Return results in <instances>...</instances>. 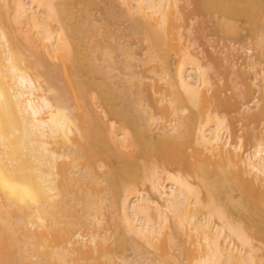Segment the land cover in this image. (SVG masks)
Listing matches in <instances>:
<instances>
[{"label": "bare ground", "instance_id": "6f19581e", "mask_svg": "<svg viewBox=\"0 0 264 264\" xmlns=\"http://www.w3.org/2000/svg\"><path fill=\"white\" fill-rule=\"evenodd\" d=\"M0 264H264V0H0Z\"/></svg>", "mask_w": 264, "mask_h": 264}, {"label": "rangeland", "instance_id": "374dc122", "mask_svg": "<svg viewBox=\"0 0 264 264\" xmlns=\"http://www.w3.org/2000/svg\"><path fill=\"white\" fill-rule=\"evenodd\" d=\"M93 14V18H95L98 23H106L108 24L109 21L107 20V18L102 15L100 13L99 10H93L92 12ZM204 21V19H203ZM207 21V19H205V22ZM191 28H190V31H188L186 28L184 29V33L186 34L185 36V39L189 42V44L191 45V48L195 49V51L197 49H200L204 54L206 55H209V56H212L214 57L216 60H217V65H218V68L216 70H212V73L214 75V80L215 81V84L221 89L223 90L222 94L223 95H237L238 93L242 94L244 88H245V85L243 84V76L241 75V70H242V66H240V64H238L235 68V73H229V69L227 68V55H225L224 53V50L225 48L223 49V51L221 50L222 48V42L221 41H215L213 43V48H210V41L212 40V38H216L218 39L219 37L218 36H212V35H207L205 36L204 35V30L207 28L209 30V27L211 26V22H208V25L205 29H203V32H202V28L201 27H198L200 25L199 24V20L196 19V21H193L192 22L190 21L189 22ZM125 25H122L121 27H124ZM200 28V29H199ZM111 29H114V27H111ZM207 32V30H205V33ZM209 32V31H208ZM245 31H243L242 33H244ZM117 33V32H116ZM126 41H130V42H133V48L134 50H136V53L137 56H139V52H141V44H138L140 42H137L135 43V39L134 40H130L129 38H126V37H117L114 36L112 39H110L109 41H106L105 43H116V42H126ZM238 44V43H237ZM194 51V50H193ZM222 51V52H221ZM224 54L225 57V60H224V56L221 54ZM251 52H254V50H251ZM116 55V57L120 58L121 59V56L119 55V53H114ZM223 56V58H222ZM223 59V60H222ZM227 61V62H226ZM135 70H137V68H134ZM125 70V69H124ZM227 70V71H226ZM118 70L116 71H112L113 73L116 72L117 73ZM119 74L118 76L122 77L124 76V79L126 78L125 75H124V71L123 69H121V72L120 70L118 71ZM126 72V71H125ZM115 73V74H116ZM121 73L123 75H121ZM250 76V75H249ZM120 79V78H119ZM117 77H116V80H119ZM123 80V79H122ZM235 82H238L236 84H238V86L235 84ZM236 85V86H235ZM236 87V89H235ZM259 86L258 84L257 85H254L253 86V93L254 95L256 96H260V92L258 89ZM222 95V96H223ZM243 116L241 114H239L238 112H233V113H230L228 115V118H229V122H230V125H231V129L232 131H236L239 127L243 126L244 130H247V121L242 118ZM248 145V143L246 144ZM247 147V146H245ZM134 251H130V249L126 250V252H124V256H126V258H128L129 260L134 258L136 256V252Z\"/></svg>", "mask_w": 264, "mask_h": 264}]
</instances>
